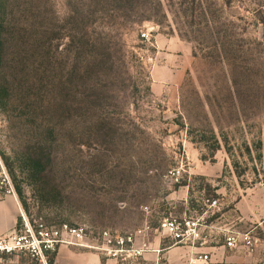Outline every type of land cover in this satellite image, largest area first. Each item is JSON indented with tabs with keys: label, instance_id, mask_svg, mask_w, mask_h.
<instances>
[{
	"label": "rangeland",
	"instance_id": "1",
	"mask_svg": "<svg viewBox=\"0 0 264 264\" xmlns=\"http://www.w3.org/2000/svg\"><path fill=\"white\" fill-rule=\"evenodd\" d=\"M263 6L0 0V153L28 218L153 240L163 219L208 210L218 245L254 242L211 264H264Z\"/></svg>",
	"mask_w": 264,
	"mask_h": 264
},
{
	"label": "built area",
	"instance_id": "2",
	"mask_svg": "<svg viewBox=\"0 0 264 264\" xmlns=\"http://www.w3.org/2000/svg\"><path fill=\"white\" fill-rule=\"evenodd\" d=\"M264 11V6H263ZM142 38L148 40L147 33ZM183 170H171L168 175L179 183ZM15 195L13 183L0 153V197ZM209 208L218 206V201H208ZM210 211L193 216L168 217L161 221L159 232L170 241V245H186L202 247L208 241L211 227L205 221ZM150 229L149 226L145 230ZM143 232L137 230L128 233H118L111 229L92 230L87 225H70L62 223L59 226H48L42 218L30 220L23 212L17 228L10 234L0 236V261L4 258L25 259L27 264H50L52 257L62 246L78 247L99 251L106 257L121 261L125 264H135L139 258L153 251L147 244H137V238ZM225 247L236 249L243 244L247 249L254 246L250 233L240 234L238 231H227L224 235ZM202 260L208 262L204 254L190 260L195 264Z\"/></svg>",
	"mask_w": 264,
	"mask_h": 264
},
{
	"label": "crops",
	"instance_id": "3",
	"mask_svg": "<svg viewBox=\"0 0 264 264\" xmlns=\"http://www.w3.org/2000/svg\"><path fill=\"white\" fill-rule=\"evenodd\" d=\"M184 202L185 205L188 204L187 200ZM185 211L184 215L187 216L200 215L198 211L192 208H186ZM22 213L23 207L17 195L0 197V236L8 235L17 228L21 221ZM210 227L211 232L208 234V241L202 247L170 245V241L166 237H156L152 240L150 229H141L143 234L137 238V244H147L155 252L146 253L135 261V264H190V260L197 259L204 254L209 257L208 262L205 263L199 260L195 264H211L212 258L215 255L219 257L222 249L226 247L218 245L219 241L214 232L215 227L212 225ZM160 235L162 236L163 234L160 233ZM57 259L59 260V264H125L121 261L106 257L96 250L67 246L59 248ZM21 262L20 259L11 257L4 258L0 261V264H25Z\"/></svg>",
	"mask_w": 264,
	"mask_h": 264
},
{
	"label": "trees",
	"instance_id": "4",
	"mask_svg": "<svg viewBox=\"0 0 264 264\" xmlns=\"http://www.w3.org/2000/svg\"><path fill=\"white\" fill-rule=\"evenodd\" d=\"M5 8V7H4ZM3 8V9H4ZM1 10V12H2V8L0 9ZM3 22L1 21L0 22V68H1V66H3V61H4V57H5V52H4V40L3 39H1V34H2V30H3ZM24 56H26V54L24 55ZM24 69H25V67L24 68H22L21 69V71L23 70L24 71ZM23 77H26V74L25 73H23ZM8 92H9V89L5 86H3V87H0V95H3V97L5 96H7V94H8ZM28 95H34L31 91H29V94ZM41 134V136H44V139H46L47 138V136H50L51 135V133H53V129H50V130H46V131H42V132H40ZM46 135V136H45ZM36 167H38V168H41V166L39 165V163L38 162H36L35 164H34Z\"/></svg>",
	"mask_w": 264,
	"mask_h": 264
}]
</instances>
